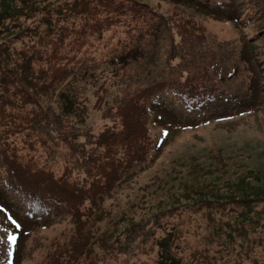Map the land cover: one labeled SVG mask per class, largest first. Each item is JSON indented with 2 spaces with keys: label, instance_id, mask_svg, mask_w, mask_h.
I'll use <instances>...</instances> for the list:
<instances>
[{
  "label": "rangeland",
  "instance_id": "rangeland-1",
  "mask_svg": "<svg viewBox=\"0 0 264 264\" xmlns=\"http://www.w3.org/2000/svg\"><path fill=\"white\" fill-rule=\"evenodd\" d=\"M23 5L0 18V51L26 56L40 84L75 69L56 92L35 93L39 102L21 83L6 87L9 103L0 100L8 154L30 170L86 184L117 160L100 135L120 133L139 88L157 81L194 91L164 92L150 105L147 161L92 211L85 204L31 220L25 212L42 209L8 186L0 155V264L13 231L8 264H159L173 230L179 264H264V0ZM64 97L79 115L65 113Z\"/></svg>",
  "mask_w": 264,
  "mask_h": 264
},
{
  "label": "trees",
  "instance_id": "trees-1",
  "mask_svg": "<svg viewBox=\"0 0 264 264\" xmlns=\"http://www.w3.org/2000/svg\"><path fill=\"white\" fill-rule=\"evenodd\" d=\"M27 1L30 0H0L1 20L7 18L10 15L9 13L22 9V5ZM31 7L32 5H30L27 9H30ZM135 13H137V11H135ZM136 48H141V46L137 45ZM10 52L11 51H0V86L2 85L0 89V100L3 101L1 106L10 102V98L6 94V91H8L6 87H9L10 84L17 83L20 85L21 83L24 87L34 89V94L28 93L29 99H37L39 102L35 93L38 92L39 95L44 93V95H46L49 89L56 92L61 85L67 83L66 79L70 76V74L73 75L75 70L74 68L67 70V72L61 76V81L58 84L56 83L59 75L55 79H51L47 75L45 80L41 81L40 84V76L35 74L29 59L25 58L26 56L23 57V55L21 57V52L13 50L11 53ZM119 55L121 54H118L117 56ZM205 58L206 61H201L200 63L201 67L207 65L208 60H210L209 65H212L209 66V68L215 67V63L212 62L214 53L209 55L208 60L207 57ZM130 61L131 60L127 61V63ZM216 69L217 67L214 70ZM64 71H66V68ZM81 72L83 74L85 73L80 70L78 73ZM204 74L205 73L202 72V74L200 73L198 76L203 77ZM186 87L180 83L166 85L156 81L148 86L144 85L142 88H139V96L136 102L133 103L134 112L126 113L124 116L123 129L120 133H117L115 130H109V132H103V134L100 135V140L103 143L107 144L111 148L114 147L113 150L117 153V160L106 162L103 167L101 166L100 171L102 174L93 177L86 184L74 183L69 185L62 179V176L56 177L55 173L52 171H32L19 159L10 158V155L8 154L10 146H8L9 144L5 140L6 137L4 136L6 131H0V155L2 159L3 173H5L4 178L6 179L8 186L12 187L17 193L26 197L25 204H27L28 208L33 206L34 208L42 209L40 214L36 215L32 210L30 214L25 212V215L31 220L40 221L43 220L46 214L49 215L52 209H63L69 214L81 209L85 204H89L88 209L90 211L95 209L97 201L102 200V198L109 193H114L120 183L125 180L127 175L132 173L135 166L147 161L150 144L152 142L147 122L149 116L148 109L151 108L150 105H154V101L157 100V98L162 97L164 92L171 91L181 97L189 96L191 92L194 91V87ZM205 89L213 90V88L210 87H206ZM22 90H24L23 87L19 89V91ZM60 95L61 97L63 96V92L61 90ZM140 99H142L141 102ZM64 103L66 106L65 113L70 114L75 112V114L77 113V115H79L78 111L80 108H78V106L74 108L76 103L72 99L65 98ZM131 116L134 118L130 119ZM4 145H7V147H4ZM0 172H2V170H0ZM105 192H107V194H103ZM3 202H1L2 205L7 207V202ZM212 225V235L214 237H218L217 230L219 226L214 223ZM15 232L16 231H13L7 235V241L9 243L7 250L8 253L13 245H15V247L17 246V240L16 242H12L9 239ZM175 235L176 233L174 230L173 233L171 232V234H168V238L166 240L169 245L168 248L170 249V253L166 257L162 256L160 258L161 260H159V264L180 263V260L177 258V255L174 254L171 247L176 239ZM61 264L65 263L61 261Z\"/></svg>",
  "mask_w": 264,
  "mask_h": 264
},
{
  "label": "snow or ice",
  "instance_id": "snow-or-ice-1",
  "mask_svg": "<svg viewBox=\"0 0 264 264\" xmlns=\"http://www.w3.org/2000/svg\"><path fill=\"white\" fill-rule=\"evenodd\" d=\"M9 239H10L12 242H15L16 237H15V236H11Z\"/></svg>",
  "mask_w": 264,
  "mask_h": 264
}]
</instances>
